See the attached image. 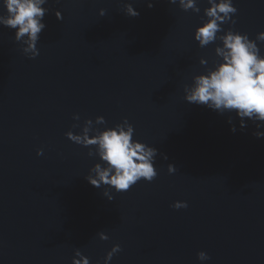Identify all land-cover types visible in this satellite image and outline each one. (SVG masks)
I'll use <instances>...</instances> for the list:
<instances>
[{"label":"water","instance_id":"1","mask_svg":"<svg viewBox=\"0 0 264 264\" xmlns=\"http://www.w3.org/2000/svg\"><path fill=\"white\" fill-rule=\"evenodd\" d=\"M233 2L234 27L255 39L264 0ZM126 3L139 16L125 15ZM198 5L196 14L168 0H49L34 59L0 25V264H72L76 249L103 264L114 244L122 250L109 264H264V137L253 134L264 128L241 130L234 114L184 100L215 60V45L193 39L208 6ZM97 116L108 127L127 118L158 150L157 177L111 201L85 179L96 159L65 136Z\"/></svg>","mask_w":264,"mask_h":264},{"label":"clouds","instance_id":"2","mask_svg":"<svg viewBox=\"0 0 264 264\" xmlns=\"http://www.w3.org/2000/svg\"><path fill=\"white\" fill-rule=\"evenodd\" d=\"M49 0H0V6L5 10L0 14V25L14 30V40L22 46L24 54L30 59L39 55L37 43L40 33L45 29L43 22L49 9L45 7ZM168 3L178 5L187 12L199 14L201 8L198 0H168ZM207 7L200 17L201 23L195 28L193 39L200 48L215 45L211 67L207 71L192 77L191 84L184 86V100L190 104L205 106L218 114H234L239 119L240 129L251 122L257 129L264 128V51L259 44L264 43V31L250 39L248 33L241 32L234 26L238 12L233 0H206ZM153 7L151 2L147 5ZM124 14L129 17L139 16V11L132 3L124 5ZM58 20L63 16L55 11ZM99 15L104 16L105 10L100 9ZM229 27L225 28L224 25ZM207 67L209 60L202 57L199 60ZM233 115L228 123L232 125ZM73 120L79 121V114H73ZM103 116H97L95 122L85 119L83 124L74 123L72 128H79L78 133L69 130L65 136L77 145L88 148V156L96 159L85 176L93 187H103V196L113 200L110 194L127 192L137 182L143 180L152 182L158 175L154 167L157 148L134 138V127L124 118L121 123L108 127ZM105 125L104 127H98ZM232 132H236L232 125ZM257 138L264 137V131L253 133ZM43 149H37V155H42ZM167 159V157H164ZM176 167L168 165V172L174 173ZM174 209L187 208L186 201H175ZM101 240H108L104 232H99ZM119 244H114L103 258V264H109L113 255L121 251ZM201 262L210 260L205 251L197 253ZM72 264H90V259L79 249L75 250ZM99 264V262H98Z\"/></svg>","mask_w":264,"mask_h":264}]
</instances>
